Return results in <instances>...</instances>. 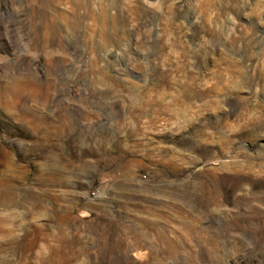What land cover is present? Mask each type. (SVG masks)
<instances>
[{"label": "rangeland", "instance_id": "1", "mask_svg": "<svg viewBox=\"0 0 264 264\" xmlns=\"http://www.w3.org/2000/svg\"><path fill=\"white\" fill-rule=\"evenodd\" d=\"M0 264H264V0H0Z\"/></svg>", "mask_w": 264, "mask_h": 264}, {"label": "built area", "instance_id": "2", "mask_svg": "<svg viewBox=\"0 0 264 264\" xmlns=\"http://www.w3.org/2000/svg\"><path fill=\"white\" fill-rule=\"evenodd\" d=\"M100 193H101L100 188H95V189L91 192V196H92V197H97V196H99Z\"/></svg>", "mask_w": 264, "mask_h": 264}]
</instances>
